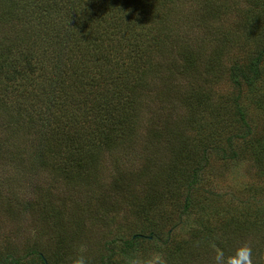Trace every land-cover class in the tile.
I'll return each instance as SVG.
<instances>
[{"label": "rangeland", "instance_id": "1", "mask_svg": "<svg viewBox=\"0 0 264 264\" xmlns=\"http://www.w3.org/2000/svg\"><path fill=\"white\" fill-rule=\"evenodd\" d=\"M99 1L111 4V0ZM21 2L0 0V46L12 43L22 31V24L15 27V18H7ZM175 6L181 13L178 21L183 23V15L186 18L180 32L183 39L176 38L181 39L179 48L189 44L197 54L194 60H185L189 72L174 71L164 81L159 78L160 82L152 83L144 104L137 106L135 138L115 143L108 151L100 149L94 158L88 147L60 156L57 165H63L67 175L33 165L29 156L33 137L41 138L42 131L47 138L51 135L48 126L39 125L42 120L37 124L40 132L28 125L29 108L17 112V84L28 78V69L18 67L19 72L0 77V252L9 249L22 254L35 245L49 249L65 238L69 258L75 259L78 252L90 249L98 254L99 241L113 237L115 264H218L217 257L225 264L235 256V243L231 248L236 250L227 257L218 246L203 245L207 240L227 243L243 237L241 247L250 249L251 264L256 263L255 254L264 264V165L257 159L258 143L264 145V109L255 102L264 93V74L255 88L245 83L238 88L225 69L242 63L243 57H251L264 45V19L258 13L251 16L252 21L246 17L241 9L249 6L244 0H186ZM218 6L221 11L213 14ZM190 23L192 28L187 27ZM222 48L216 63L214 56ZM173 55L176 60L183 56ZM5 56L10 61L17 57L15 52ZM212 63L223 70L221 77L209 72ZM260 64L264 68V59ZM13 76L16 83L9 80ZM239 96L253 133L247 140L235 138L229 147L228 130L242 133L244 128L235 113L234 100ZM75 161V170L82 172L78 181L67 169ZM195 169L198 183L192 193L202 196L181 217V203ZM254 186L256 190H251ZM57 226L60 236L52 240L51 230ZM147 231L157 238L129 250L122 248L121 235L149 236ZM185 241L194 243L193 256L175 260L170 248Z\"/></svg>", "mask_w": 264, "mask_h": 264}, {"label": "trees", "instance_id": "2", "mask_svg": "<svg viewBox=\"0 0 264 264\" xmlns=\"http://www.w3.org/2000/svg\"><path fill=\"white\" fill-rule=\"evenodd\" d=\"M185 1L111 0V4H107L99 0H22L17 11L7 16L15 18V27L23 26L12 43L10 40L8 45L0 46V77L9 71L13 74L19 72L18 67L28 69V78L22 84H17L20 90L15 95L19 98L17 112L22 113L23 109L29 108L28 125L40 132L37 124L42 120L43 123L39 122V125L44 128L48 126L51 135V138H47L46 131H42L41 138L33 137L28 150L33 165L51 167L61 171L60 175L64 176L67 175L65 167L57 165V161L62 159L60 156L69 157L70 153L66 151L88 147L86 151L94 158L95 152L101 154L100 149L108 151L115 143L135 138L133 134L136 133V118L139 116L137 106L144 104L143 99H147V91L152 83L159 81V78L164 81L174 71L188 73L185 60L188 63L197 58L191 45L184 44L183 48H179L178 41L183 39L180 32L185 29L186 18L183 15V23L178 21L181 13L175 5ZM244 5L249 7L241 10L251 21L255 13L264 19V0H244ZM256 9L258 11L254 12ZM220 11L221 7L218 6L217 10L213 9V14L217 15ZM199 19L200 22L205 19L201 12ZM193 25L190 23L187 27L192 28ZM178 37L181 39H176ZM11 52H15L17 57L10 61L5 55ZM175 52L183 56L176 60ZM222 55L223 48L217 49L214 56L216 63ZM262 59L264 45L251 57H243L242 63L225 69L234 76L238 88L244 83L255 88L264 74L260 64ZM211 66L209 72L221 77L223 70L214 63ZM31 74L36 77H30ZM9 80L16 83L14 76ZM260 98L255 102L262 103L264 109V93ZM234 104L235 113L244 128L242 133L228 130L229 147H232L235 138L247 140L253 133L247 112L240 104V96L234 100ZM258 144L260 151L257 159L259 164L264 165V145ZM222 151L226 152L225 149ZM232 151L234 155L237 154L234 149ZM71 154L75 159L78 157L77 153ZM179 154L183 157V154ZM85 157V154L81 155L82 159ZM77 164L75 161L70 167L66 166L76 181L82 177V172L75 170ZM197 183L198 169H195L181 203V217L196 206L195 198L202 196L192 193ZM251 190H256L255 186ZM59 228L57 226L51 230L54 232L50 235L52 240L60 236L57 233ZM147 233L149 236L141 232L121 235L120 244L123 249L129 250L138 243L157 238L153 231ZM165 239L167 242L169 235ZM242 239H231L227 243L207 240L209 244L203 247L211 249L214 244L227 257L234 249L231 243H235L236 249H239ZM58 243L49 249L44 245H35L22 254L7 249L0 252V264H77L80 259L84 264H115L117 248L113 237L99 241L96 246L98 254L90 249L78 252L75 259L69 258L65 238ZM194 249V243L185 241L183 245L170 248L169 254L181 261V258L192 257ZM259 258L258 254L254 255L255 264H263L260 262L263 258Z\"/></svg>", "mask_w": 264, "mask_h": 264}, {"label": "clouds", "instance_id": "3", "mask_svg": "<svg viewBox=\"0 0 264 264\" xmlns=\"http://www.w3.org/2000/svg\"><path fill=\"white\" fill-rule=\"evenodd\" d=\"M251 251L247 246L237 249L235 256L228 258L225 264H251L250 259ZM218 264H220V257H217ZM77 264H84L80 259Z\"/></svg>", "mask_w": 264, "mask_h": 264}]
</instances>
